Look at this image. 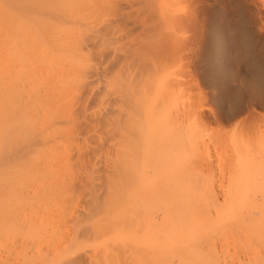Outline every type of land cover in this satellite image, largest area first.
I'll return each instance as SVG.
<instances>
[{"label":"bare ground","instance_id":"1","mask_svg":"<svg viewBox=\"0 0 264 264\" xmlns=\"http://www.w3.org/2000/svg\"><path fill=\"white\" fill-rule=\"evenodd\" d=\"M101 2H103L104 5H102V8H100L101 9L100 10L99 7L102 4ZM105 2L107 3V1H105ZM105 2H104V0L103 1H101V0H0V145L5 144L4 145L5 147L3 145L0 146V155L2 153L5 154V150L8 148L6 146L7 144L5 143L7 141L4 140V138H7L9 133H10V132L8 133L7 131H11L14 129L11 132H13L14 133L13 136L16 135V137H13L12 135H10L12 137L9 136L10 138H7L9 140L11 138H14L13 139L14 141L10 140L11 141L10 145H12L14 147V143H12V141L16 142V144H17V141L19 139L21 140V138H22L21 136H25V137H29L30 135H32V136L36 135L37 136L36 131L40 132V130H38V129L44 130V127L47 125L45 123L47 121L49 122L54 117L56 118V119L54 118L56 121H54V119H53L54 122L51 120L52 122L51 121L49 122V127L51 126L52 123H54L53 125H57L55 123L60 122L59 117H62L61 118V121H62V119H64L63 116H66L65 117L66 119H64V122H66L65 120L68 119V115L71 112L72 113L74 112V113L72 116L69 115V119H68L69 121L72 120V117H73V119L76 118L77 115H78L77 117H80V119H81L82 115L84 113H87L86 111L89 109V105L92 102L94 103V104L92 103L93 106L95 105V103H96V105H98V102L100 103L99 104V106H100L102 103L101 99L103 98L105 100V98L102 96L104 94H106L105 92L109 89L110 86H112V83L113 84L116 83L115 80H117L118 77L120 76V73L118 74L119 71L121 72V74H123L122 73L123 71H121V70H124V73H125V70H128V69H131V70H128V71H130L129 73H131V71L136 70L135 74L139 73L140 70H141L140 73L142 72V70L144 73H145V70H147V72H149L148 70H149V67L151 65L149 66L148 63H150V61L152 62V64L154 66H157V69L159 67V69L157 71H161V69H162V71L165 70V69L163 70V68L165 67V65L163 64V62H164L163 59H166L163 54H165V53L162 54V52L160 53L156 49H154V47H156L158 43L155 44V42L157 40L154 38L155 42L153 44L151 37H153L154 35L150 36V34L148 33V32L151 33V30L149 31L148 28L145 30L144 28H146L147 26L146 27L144 26L143 28H141L144 25V23H145V25L147 24L145 22L146 20L145 21L143 20L144 22H142V20H141V22H140V20L138 21L142 26H140L138 22L135 23V21H131V20L130 21L128 20L129 21L128 25H127V23H125L128 27L131 24L132 28L136 26V29H137V27L139 26L140 30L144 29L146 32L148 30L147 33H144L145 32L144 30L142 33L139 32L140 33L139 36H142V37L141 38L138 37L137 43L135 42L136 40H133V39H137L134 37L136 36V34L138 35V30L136 33V31L133 30L135 28L130 30L131 26H130V28H128V27L126 28V25H125V27L122 26V27H124L123 29L126 28V29H129L130 32L131 31L134 32L133 34H132V32L130 34V32L127 30L128 35L123 34L125 36L126 35L129 36V34L132 35V37L126 36V38H128V39H124V40H126L127 46L123 47L122 45H124V44L121 45V43L124 42V40L122 39L123 41L121 40V42H119L120 39H119V36L118 37L116 36L117 35L116 33H118L120 30L119 31L117 30L115 24L118 23L120 25L119 27L122 29L121 23L123 25L125 20H126L125 22H127V19H131V18H130V16H128L129 13L126 14L123 11H121V10H124V8H126V7L125 6L122 7V4L120 2L119 3L117 2V4H119V5H115L116 3L113 5L114 6L113 8L114 9L116 8L114 10V16H113L114 20H113V18L112 19L109 18L110 19L109 20L108 16H106L107 14L105 12L106 11L105 7H107L106 6L107 4ZM125 2H127V1H125ZM136 2L137 1L132 2V4H131V5H133L132 7L137 8V6H134V4H136ZM139 2H137L136 5H139L140 4ZM125 5H127V4H125ZM128 5L130 6V3ZM129 6L127 8H129ZM102 9H104V11ZM129 10H131V9H129ZM102 11L104 14L102 13ZM116 12H118V14ZM119 12L120 13L123 12V13H121V16L123 14L124 17L127 16L129 18H127V19L125 18V20L124 19L122 20V18H124V17L123 16L121 17L119 15L120 14ZM101 13L105 17L104 16L102 17ZM116 16L120 17V20H122V21H120L118 18H116L117 19L116 20L115 19ZM104 18H106L105 19L106 23H105V21H103ZM134 19H136V18H134ZM119 22H121V23H119ZM132 23L135 25L133 26ZM150 25H152V24H150ZM117 27H118V25H117ZM119 27H118V29H119ZM152 27H153V29L156 30V28L154 26H152ZM159 27H161V26H159ZM150 29H152V28H150ZM127 31H125V32H127ZM153 32H154V30H153ZM120 34H121L120 36L122 38L125 37V36L124 37L122 36V32ZM141 34H144V35H141ZM133 35H135V36H133ZM155 37H157V35H155ZM158 37L161 38V35ZM129 38L130 39L133 38V39L129 40ZM128 41H132L134 43V45H133L134 48H132V49L129 48L130 46L128 45L129 44ZM115 44L117 46L119 45V47H116ZM159 44H161V43H159ZM113 45H115V46L113 47ZM120 45L122 46V48H120L121 47ZM125 47H127V48H125ZM158 47H159V45H158ZM117 48H120L121 50L118 49L119 51H117ZM128 48H129V50L126 52V50ZM122 49H123V51H122ZM124 51L126 52V54L125 53L123 54ZM160 55H162V56H160ZM165 55L167 56V54H165ZM147 58H150L151 60L148 59V61H147ZM167 58H169V57H167ZM122 61L124 62L125 65L127 64L128 69L126 68V66L123 67L124 65L122 66L124 69L120 66V65H122ZM158 62H159V64H158ZM119 67H121L122 69ZM150 69H152V68L150 67ZM166 70H165V72H166ZM128 71L126 72V75L127 76L130 75L129 78L134 76L135 78L132 77L134 80L132 78L128 79V77L126 75L124 76V74H123L122 75L123 78H122V76H121V78L120 77L119 78H120V80H122V79H124V80L120 81L118 79L119 82H121L120 84L118 83V86L119 85L120 86L116 87L115 85H113L112 86L113 88L110 87V88L114 89L116 92L114 90H112V91L110 89L108 90L109 92H111L110 95H112L111 97L113 99H115V102L112 98H109L110 95H107L109 92H107V94H106L108 97L106 95H104L106 97V100H109L110 102L112 100L111 103L113 104V102H114L115 105L118 104L117 102H119V105L121 104L122 107H120L119 105L118 106L112 105L111 107H112V110L114 111L113 112L111 110V108H109L110 106L107 105L109 103V101H107L108 103L103 102L104 103L103 106H100L101 109H102V107H103V109L106 108L103 111H106L107 109L111 110L112 114L113 113L116 114L117 109H115V108L118 107L119 109H118L117 113L120 112L119 114H121V115L113 114L116 117L114 116V118H112L110 121H107L110 118L103 117L105 115L104 114L101 115L103 112H102V110H99L100 113L101 112L102 113L99 114L98 113L99 111H98L97 112L98 115H96V116H99V117L102 116V118H105V119H102L100 117L101 121H99V117L95 116L96 112L94 110V112H95V113L93 112L94 116L91 115L92 113L91 114L87 113V116H86V114L83 115L82 120L77 119V118L72 120V122L74 124V127H73L74 129L72 128V124L68 123V120L66 122L68 124V126H66L67 124L66 125L62 124V123H64L62 121V123H60V124H62L63 126L65 125V127L61 126L60 128L61 129L65 128L67 130V133H66V130L64 129L65 130L64 135L66 134L65 136L64 135L62 136L61 132H63V131H61V129L58 128V129H60L59 132L58 133L56 132L54 134V137H51V136L49 137V135H52V133H54L53 128H52L53 125H52L51 129L49 127L48 128L46 127L47 129H50V130H48V134H49V135L47 134L48 136L46 135V132H45L46 129H45L40 134L38 133L41 136L40 137L38 135L39 138H38V136H37V138L35 136L33 139H30V137L32 138V136H30L29 138H25L21 142H18L20 149H18V147H17L18 144L16 145V147L18 150H20V153H21L20 156H19V154L18 155L16 154L17 157L14 156V153L16 151L15 152L13 151L14 153L11 152L12 155L14 156V158L16 159V161H14L15 159L12 158L13 157L12 156L11 160H9L10 162H7V164H5L3 166L5 168L9 167L10 168L9 170H11V172H13L16 169L13 172L14 173L13 175L15 176V178H13L11 176V172H9L8 169H5L4 167H2L0 174H2L4 176L0 177V185H1V182H2V184L6 183L8 186L10 184L11 185L16 184L15 187H17L18 190H19V186H21L20 188L23 187L22 188L23 192L26 189L25 192H26L27 196L23 197L25 199L24 201L26 202L25 203L23 201L24 202L23 203L22 202L23 199L21 201H19L20 199H18V198L25 196L24 195L25 193L23 194V192H21V194L19 193V195H21V196L18 198L16 197L18 195L17 193L21 190H19V191L15 190V187H14V189L10 188V187H12L10 185V187L8 188V191L9 190H11L12 192L17 191L16 193H14L12 195V193L10 194L11 191L8 192V191H6L7 189L5 191L3 190V188L5 189V187L7 185L4 186L5 185L4 184L3 188L0 187V190L2 189L1 191H4L3 193L0 192V259H2L4 257L5 261H6V259L8 260L6 264H10V263H8V262L12 261V260H10V258L11 259L14 258L13 257L14 256L13 255L14 249L12 248V245L13 246L16 245V247H17L19 243L21 244V242H22V244H23L25 241V242H27V246H29L28 245L29 244L28 238H29L30 241L32 240L31 242H33V244H34V242H37L36 244L38 247L34 244V246H36V247L32 246V247H28L29 249H27V246H24V244L23 245L21 244V247H22V248L20 247L21 251H22V249H24L26 247L25 250H23L25 252L20 251V253H22L23 256L22 255H21V257L18 256V258L20 257V259H23L22 263L19 262L21 260L17 261V258L16 259L14 258L15 261L19 262V264H264V191H263V194H262V192H257V193L253 192V194H252L249 191H248V193L245 191H244V193H243V191L240 193L239 192L240 190H238L237 193H234V192L232 193L230 191L229 192L226 191L228 193L222 192V196H220L217 193H214L213 191H212L213 192L212 194L209 192H208L209 194H205L207 192H205L204 194H202L200 192L201 193L200 194V193H198L199 191H197V193L195 191H193V192L191 191V193H189L190 192L189 189L191 190V187L193 189V188H195V186H191V187L189 186L190 188L186 186L187 188L186 187L185 188L187 190L184 188V186L174 187V188H176L175 190L171 189L173 187H170V181L169 180H173V178L169 179L167 177L169 176V173L172 174L174 172V170L179 168L180 159H177L179 157L175 154V152H172L175 155H173L172 153H170L171 154L170 155L169 152H167V150H168L167 147L162 145V144H164V138H163L161 131L164 132L167 129L169 130L170 127L180 126V123L182 122V120H181V122L178 120L179 117L173 118V116H172L173 115L172 111H174L173 108L176 106L174 104H177V101H174L175 97L173 98V95H176V94H174L175 89L173 90V88L171 87L173 91H170L171 88L169 86L167 87V85H166V87L163 86V84L159 80L160 82L158 81V84L160 83V86L161 85L162 86H161V88H160V86L158 87L157 92H159L160 89H161L160 90L161 92H159V94L157 95L156 98L152 97L155 92L154 93L150 92L151 94L149 92L148 93L146 92L148 90L147 88H149V84L147 85V82L152 83V80L154 79L155 80L154 84H155L156 79L158 80L159 78H161V76H163L165 74H162V75L159 74L161 76L157 75L156 79L153 76V77H151L152 78L151 81H147V79H145L147 81L146 82L144 79H142L140 81L138 80L139 75H141V74L136 75V76H138V78H137L134 75V72H132L133 75L127 74ZM157 71H156V73H157ZM153 72H154V69H153ZM153 72L150 70L149 76H151V74H153ZM113 73H115L116 76H114L115 74H113ZM156 73L154 72V74H156ZM146 75L148 78V74H146V73L144 75L145 78H146ZM144 76L142 73L141 77L143 78ZM183 76L185 77V75H183ZM141 77L139 79H141ZM125 78L127 80H125ZM8 80L11 82H12V80H14L15 82L13 81L10 84ZM130 80H132V82ZM148 80H150V77ZM141 81L142 82L144 81L143 83L147 87L146 91L143 90V89H145V87L143 88L144 85H142V87L140 86L141 84H143V83H141ZM122 82H123L124 86H123ZM129 82H130V84H129ZM5 83L11 87L5 88ZM13 83H15L14 86H13ZM20 83H22V84L25 83V84L22 85ZM138 83H140V84H138ZM184 83H182V85ZM27 84H29V85H27ZM31 84H33V87L31 86V90L34 87H35L34 88L35 90L33 89L34 92L30 91L29 97L35 98V101L32 102L29 105L30 107L27 108V105H22L24 97L22 96L23 98H21V96L18 95L20 99H23L20 101L18 99V97L15 96L16 97L15 98L14 95H17L16 92H19V90H16V87L18 89H21V86L25 87L27 85L26 87L29 86V89H30ZM137 84L139 87L137 86ZM156 84H157V82H156ZM164 85H165V83H164ZM131 86L133 88H131ZM114 87L116 89L119 88L120 90H123V91L122 92L120 90L117 91ZM125 87H127V90H124V89H126ZM134 87L138 88V89L140 88V90H141V88H143L142 90L144 91V93L146 92L147 95H146V93L144 94L142 92V90L138 91V89H135ZM178 88H180V86ZM185 88H187V87H185ZM150 89H149V91H150ZM186 90H189V89L187 88ZM128 91H130V92H128ZM125 92H126V95H124ZM127 92H128V94H127ZM171 92H173V94ZM35 93H36V95H35ZM116 93H117V95H114ZM118 93L121 95V97ZM122 93H124V94H122ZM139 93H141V94H139ZM33 94L35 96H33ZM73 94L75 96H73ZM149 94L152 95L151 96L152 99L155 98L154 99L155 100L154 105L157 108L155 106H153V109L151 108L154 101H152L150 96L148 97ZM187 94H188V92H187ZM7 95L9 97H7ZM140 95H142V96H140ZM178 95H181V94H178ZM188 95H190V94H188ZM69 96H71V97L73 96L74 100H72L73 97L70 98ZM100 96L102 98H100ZM116 96H117V98L119 96V98H118L119 100L116 98ZM143 96H145V98H147L146 99L147 102L150 103L148 105V107L145 106L144 105L145 102L142 101V100H145V98L138 102L139 98H143ZM7 98H10L9 99L10 101H11V98H13V101L15 99L14 102L12 101L13 106L11 105V102L9 105L7 104L8 101L6 103L5 100H7ZM68 98H70L71 100L70 99L68 100ZM107 98H109V99H107ZM42 99H43V101H42ZM47 99L48 100L50 99L51 101L53 100V102L54 101H56V102L53 103L49 100L52 105L47 107L46 105H48L50 103ZM96 99H98V102ZM67 100H68V103L66 102ZM116 100H117V102H116ZM47 101L49 103H47ZM57 101L59 104L57 103ZM61 101H63L62 102L63 106L67 103L66 106H67L68 111L64 109V108H66L65 106L61 107L62 106L60 103ZM70 101L71 102L75 101V103L72 102L73 104H71V103L69 104ZM141 101L144 104H142ZM140 102H141L142 106H141V104L139 105ZM157 102H158V104H157ZM53 104L57 105L60 108L53 106ZM105 104L107 107L105 106ZM59 105H61V106H59ZM52 106L54 107V109ZM70 106L72 108L75 107L74 108L75 111H72L74 109H72ZM113 106H115V107H113ZM68 107L70 110L68 109ZM133 107H135V108H133ZM139 107H142V110H139ZM10 108L13 110H11ZM46 108L47 109L50 108L49 111H47ZM149 108L152 109L151 114H149L150 113V111L148 110ZM194 108H196V107H194ZM8 109H10V111H9V112H11L10 114H9V112L7 113ZM51 109H53L52 111H54L53 114H51L52 113ZM57 109H59V111L62 109L61 112L63 111V114L65 112V115H62V113L59 115H58V113L56 114V112H58ZM93 109H94V107L91 108V110H93ZM145 109H147L149 112L145 111L146 114L143 115L144 114L143 112ZM26 111L28 112V115H27V113H25ZM29 111H30V113H29ZM69 111H70V113H69ZM89 111H90V109H89ZM31 112H33V114H31ZM48 113L50 114V116L53 115L54 117H50L49 115H47ZM104 113H108V112L106 111ZM109 113H111V112L109 111ZM122 114H123V118L124 117L126 118V116L127 117L129 116L128 118L131 121V122H129V119L126 120L124 118L123 120H125V124L127 123V125H125V126L126 127L132 126L133 129L136 128V129L140 130L141 132L139 131L140 132L139 136H141V137L146 136L147 137V135H145L147 131L143 135L141 133H143L144 129L145 130L150 129L149 131H150V134L152 137L150 136V138H149V135H148L147 138L144 137L143 138L144 140H142L144 142V144L146 142V145L151 144L149 146L150 148H148V149H150V151H151V147L156 148V145H160L159 143L163 142L160 147L157 146V149L159 150V152L157 149L153 148L155 151L153 150L152 152H155V154H156L155 156H158L157 154L160 155V152L162 153V151L165 150V148H166L165 155L168 154L170 156V158L168 155H166V156L164 155V157H166L165 159H162V161H161L158 157L157 159H159V160H157L156 157H152V156H154V154L150 153L149 151H148L149 153L147 151H146L147 153L145 152L146 153V158H145L143 156L144 151L141 152V154L143 153L142 155L139 152V151H142V149H143V143H141L142 149H141V147H139V151L137 149V144H138V142L140 144V141H141V140L139 141L138 136H137V133H139L138 130L134 134H132L133 133L132 129L126 128L124 126L126 128V130L128 129L127 131H130L129 133H127L128 136L126 138V142L128 141L127 143L129 145L127 144V146L128 147L131 146L129 148H130V150H132L131 151L132 154L130 153V156H132V157L130 158V156H129L126 159V161H124L125 164L127 162V169L128 170L126 169L125 164H124L125 167H123V165H121L119 163H115V165H117L119 168L117 166L114 167V165H113L111 167V169L109 167V171L113 172L112 168L114 167L115 172L117 170L122 171V173L125 172V173H123L125 175H123L122 173H120V175H119V173H118L117 175H119V177L116 175L118 177L117 178V177H110V173H109V178L108 177L107 178H108V181L110 183L112 181L114 183L113 178H115L116 180H118V179L120 180L122 177V180H123V177L126 179L127 175H129L127 182H130L128 185L129 186L131 185V186H130V188H128L129 189V191H128L127 190L128 185L126 184L127 187H124L125 189L123 192L122 188H123V185H125V184L122 185L120 183L122 188L119 186V183L115 187H114V184H111V185H113V187H112L111 185L108 184L109 182L107 181V183H105V185H107L108 188H110L109 186H111L110 191H109L106 188V186L103 185L102 182H100V180L103 181V179H100L101 177H99L100 176L99 174L101 172L98 174L99 176H97V173L102 168H100V170L98 168V170H97V168L95 167L96 163H95V165L92 164L93 162H92V160H90L92 158H90L91 156H89L91 153V150H88V149L90 148V145L94 146V147L91 146L92 148H90V149H93L94 152H95V150H96V152H98V153L95 152L96 155H93L94 153L92 150V155L96 156V157L101 156L105 151L108 152V150H109L108 146L109 145L105 144L106 141H104L102 146H101V143H102L101 141H103L104 139L103 140L101 139V141L99 142L100 137L103 138L102 135H104L106 133L102 130L104 127L103 125H104L105 121H107L108 123L109 122L111 123V121H112L111 125L114 124L115 127L118 126L120 128V126L122 125L121 122H123L121 120ZM124 114L126 116H124ZM147 114L150 116H147ZM10 115H13V116H10ZM26 115H27V117H26ZM117 115H119V117H120V119L118 118V120H117V117H118ZM184 115L186 116L185 113H184ZM193 115H197V113L194 112ZM198 115H199V111H198ZM185 116L182 117L181 119L184 118V120H186ZM48 117H50V118H48ZM93 117H96V118H94V121L96 119V122H92ZM111 117H113V116H111ZM25 118L26 119L29 118V119L26 120V122H25V120H23ZM113 119L114 120L116 119L118 122L121 120V122H119V124L120 123L121 124L119 125L117 123V121H114ZM78 120H79V122H78ZM173 120H175V121H173ZM184 120H183V123H184ZM74 121H77L78 123H76ZM97 122H98V125L96 124ZM101 122H103V125H102L103 127L101 126L102 128L98 129L95 125L100 126ZM115 122L118 125H116ZM20 123H22V124H20ZM91 123H93V125L96 127V129L90 128V127H94ZM110 123H109V126H107L108 124H105V125L107 127H112V129H113L114 126H110ZM183 123H181V124H183ZM60 124H59V126H60ZM69 124H70V126H69ZM26 125H28L27 126L28 132L27 131L22 132L23 133L22 134L21 129H20L21 127H17V126H22L23 130H25V129H27ZM143 125L148 126V128L144 126V127H142V130H141V128L139 129V127H141ZM106 126H105V128H107ZM183 126H184V124H183ZM66 127H68V128L71 127L73 130L67 129ZM88 127L91 129V131H94L96 133H98V132L100 133V134L98 133L100 135L98 137L99 138L98 140H96V138L92 139L91 134H89L90 135V137H89L88 134L83 133V131L87 130ZM9 128L10 129L13 128V129L8 130ZM36 128H38V129H36ZM78 128H79V130H78ZM119 128L118 129L115 128L116 131H118ZM35 129H36V131H35ZM80 129L82 130L83 135H82V133H80V131H81ZM151 129L154 130L155 132H151L152 131ZM96 130H98V131H96ZM157 130H159L161 132V134ZM14 131H17L16 132L17 134H15ZM18 131H19V134H18ZM29 131L30 132L32 131L31 134L29 133ZM71 131H74V132L79 131L77 133L75 132L76 136L77 137L80 136L81 138H83V136H84V139L86 141L88 140L87 142L89 144L93 143L94 141H96V142L93 144H90L89 146L86 145V147L88 146L87 150H85V148H84L85 144H87L86 142H84L85 140H83V142H81V143H77V144H80V146L81 145L83 146V148L81 147L80 149H79L80 146L77 144L71 145V146L69 145L71 147V148L70 147L69 148L74 150V152H71V153L69 152L70 154H72V156H70L69 154H67V151L69 149L68 144L65 142L63 143L62 139L68 140L70 138L69 142H74L77 137H75L74 132H71ZM113 131H114V129H113ZM43 132H45V133H43ZM101 133H102V135H101ZM130 133L133 136L136 134V138L135 139H134V137L132 138L131 137L132 135H130ZM152 133H154V134H152ZM77 134H79V135H77ZM105 135H104V138H106L105 140H107V137ZM86 136H88V138H86ZM67 137H68V139H67ZM73 137L75 140H72ZM128 137H129V139H128ZM16 138H18V139H16ZM79 138H77V140H76L77 142L79 140L82 141L81 138L80 139ZM130 138L134 139L135 142L132 143L133 142L132 140H131L132 142H130L129 141ZM145 138L146 139L149 138L150 140H146ZM89 139L91 140V142L89 141ZM92 140H94V141H92ZM156 141H158V144ZM186 141L187 142L184 141L185 144L188 143L190 140H186ZM153 142H154V144H153ZM21 143L23 145H21ZM96 143H99V145L101 147L100 146L97 147ZM141 144H140V146H141ZM76 145L78 146V148ZM44 146L45 147L48 146V148H45ZM73 146H75V147L73 148ZM95 146L97 147V149L99 148L100 150L102 147H104V148H102L103 153L100 154L102 150L98 151L99 149L98 150L95 149L96 148ZM176 146H177V144H176ZM186 146H187V144H186ZM1 147L4 151L1 150ZM105 147H107V149H105ZM109 147H111V146H109ZM169 148H171V146H169ZM14 149H12V150H14ZM42 149H45V150H42ZM70 149H69V151H70ZM75 149H76V152H75ZM18 150L16 153H19ZM58 150H60L59 152L62 153L60 155V157L64 156L65 158L64 157L60 158L58 156V154H59ZM133 150L134 151L137 150V153L135 151V153L137 155L133 153L134 152ZM107 152H105L106 157L108 155ZM9 154L10 153L7 154L8 158L10 157ZM63 154H65V155L67 154V156H65ZM73 154L76 157H73ZM97 154H100V155H97ZM30 155H33V156H30ZM55 155H56V157H55ZM86 155L89 156L88 160H87ZM133 155H135L134 156L135 160L131 161L130 159L133 158ZM149 155H151V156H149ZM1 156H3V155H1ZM84 156L86 158H83ZM105 156L102 155V157H104V159L106 161L107 158ZM137 156H140V158L144 157V159H142V160L148 159V161L151 162V164L153 163V165H151L149 162H147L144 166V163H145V161H144V163L142 162L143 166H140V163H141L139 160L140 158ZM18 157H21L22 162ZM29 157H30V159H29ZM70 157H72L73 160L70 159ZM136 157H137V159H136ZM149 157H150V159H149ZM3 158H4V156L2 157V161L0 163H2V162L6 163V161H8V160H6L7 159L6 157H5L6 159L4 158L6 161H4ZM59 158L61 159V162H60ZM62 158H64L65 160L70 159L71 162H70V160L63 162L64 160H62ZM17 159L20 162V163L18 162L20 164V167H18L19 165L17 166V164H18ZM75 159H76V163L79 164V166L82 164V159H86L83 162L87 165H85L83 163V165L85 166V167L83 166V168H85V169L87 168V170H88L87 174L88 175L91 174L89 176H91L93 178L92 182L94 184H92V185L95 186L97 184L96 183L97 180H95V179H98L99 183L101 184V188H102V186H105V190H107V192H109V194L107 192L106 193L104 192V195L106 194L105 196L107 197V199L105 200V203H104L103 200L106 197L105 196H104V198L101 197L103 195V193H101V195H100V192L98 191V189H99L98 186H100V185L95 186V188H97V189H94L93 186L90 185V186H92V190L90 189L91 187H88L89 190H91V194L94 192L92 195L97 196L95 198H97L98 201L99 200L101 201V199L103 198V200L101 202V205H103V207L100 205L102 207L101 209H98V207L100 208L99 205H98L97 209H95L96 204H95V202L93 203L94 198H92L91 195L90 196L87 195V194H90V191H88V188L86 187L88 185L85 184L86 182L84 183L83 179L85 181L88 179V182H89V180H92V179H89L91 177H89L88 175H84V174H86L85 172L87 170H84L81 167L82 166L81 165L80 168L84 170V173H83L84 177H83V175L81 173L83 170H80L79 166L76 165V163L74 162ZM98 159L101 160L100 157H98ZM166 159L168 160V162ZM169 159H170V161H169ZM25 160H26V162H25ZM55 160H57L59 163ZM137 160H138L139 164H138V162L136 163ZM178 160H179V162H178ZM12 161H14L15 164H13ZM27 161H29V163H31L30 168H32V170L29 169V167H26V165H29ZM88 161H90L91 163L88 164L87 163ZM171 161L172 162L174 161V162L171 163ZM51 162L53 163V165L58 164V166H59V164L60 165H62L63 163L64 164L62 166H60L61 169L58 166H57L58 168H53L56 165L53 166L51 164ZM54 162H56V163H54ZM107 162L108 161L104 162V163H106V164H104L106 169L108 168V167H106ZM131 162H133V164ZM8 163H10V164L12 163L11 165L14 166L13 167L14 169L12 167H10L11 165L8 166L9 165ZM21 163H22L23 167L21 166ZM128 163L130 164L129 167H128V165H129ZM69 164L71 165V168H70ZM72 164H73L74 168H75V166L76 167L78 166V167L75 168V170H73L74 168L72 167ZM157 164H158V166H157ZM209 164L212 165V162L210 163V160H209ZM88 165H90V167L92 168L91 169L92 171L96 168L94 170L96 172V174L94 171L93 172L90 171V173H89L90 169H88V168H90V167ZM104 165H103V170L105 173ZM134 165L136 166V169L133 171L132 170L133 168H130V167H135ZM154 165H156L157 168ZM160 165H163V166H160ZM177 166H178V168H177ZM21 167L23 169H20ZM24 167L27 168L26 171H25ZM66 167H68L69 170L71 169L73 171L72 173H74V171H76L75 172L76 175L78 174L79 176L77 175L78 176L77 177L75 175V173L74 174H67V172L71 173V170L70 171L67 170ZM116 167H117V169H116ZM0 169H1V165H0ZM17 169L21 170V171H17ZM129 169L131 171V174H129L130 173ZM22 170H24V171H22ZM54 170H56V171H54ZM61 170H62V172H60ZM123 170H125V171H123ZM154 170L158 171V173L155 172ZM179 170L180 169H178L176 171L178 172ZM28 171L29 172L31 171V172L29 173ZM77 171L78 172L80 171V172L77 173ZM152 171L155 172L156 175L154 174V172L152 173V175L155 176L156 179L155 178L153 179V177L151 178V176H150L151 174H149V173H151ZM6 172H8V174H6ZM20 172H23L25 175H23V173H20ZM65 172H66L67 176L69 175L68 176L69 179H67ZM126 172H127V174H126ZM161 172H163V173H161ZM114 173H112V174L115 176L116 173L115 174ZM164 173H167V174H165L166 176L164 175ZM15 174L16 175L18 174L20 176V179H19L18 175L16 176ZM148 174L150 176L149 178L147 177ZM158 174L160 175V178H159ZM161 174H162V176L164 175L165 177L163 176V178H162ZM177 174L179 175V173H177ZM2 175H0V176H2ZM58 175L63 176V178L62 177L55 178ZM71 175H72V178H71ZM80 175H82V176H80ZM93 175H95V177ZM101 175H103V174H101ZM107 175L108 174H106L105 176H107ZM113 175H111V176H113ZM24 176L25 177L27 176V179ZM87 176L89 178H87ZM79 177L81 179V180H79V182L83 181L81 183H83V185L85 184L86 186L82 187L83 185H80L78 183L77 179ZM5 178L6 179L9 178V180H11L13 178L12 180H14V181L11 180L10 182H8V181H5L6 180ZM23 178H24V180H28L27 185H25L26 183H24L25 182L24 180H21ZM28 178H30V179H28ZM49 178L50 179L52 178V179L49 180ZM54 178H55V182H53ZM107 178H104V180L105 179L107 180ZM111 178L113 179L112 181L110 180ZM147 178L149 179V181L151 179H153L154 181L151 180L152 182L150 181V183L147 184L148 183ZM157 178H159V179H157ZM15 179L17 180V182L15 181ZM61 179L63 181L60 182ZM161 179H162V182L165 179L166 182H168V183L167 184L165 183V185L162 186L160 184L161 182H159V181H161ZM18 180L19 181L21 180L23 185ZM68 180L71 183H68L69 182ZM74 180L75 181L77 180V181L75 182ZM133 180H136V182H138V183H136V187L137 188L139 187L138 189H140L142 187L143 190L145 189V191H147V188H148V190H152V191L151 192L148 191V193L147 192L145 193V191H142V192L138 191L137 192V190H135L133 188V186L135 185L134 182H131ZM156 180H159L157 182H159V184L161 186L158 184H156V185L154 184V183H156ZM3 181H5V182L3 183ZM72 181L75 184L76 183L77 184L74 185L72 183ZM12 182H14V184H12ZM49 182H51L52 185L54 183L52 189H53V191H55V193H54L55 195L51 194L52 191L49 192V190H52L51 188H48V187L52 186V185H50L51 183H49ZM56 182H57V184H55ZM63 182H65L64 186H62L64 184ZM60 183H62V184H60ZM17 184L18 185L20 184V185L18 186ZM58 184H59V186H58ZM143 184L144 185L147 184V185H145L143 187ZM72 185L74 186V187H72V188H74V191H73V189H69V187ZM151 185L153 187L155 185L154 189L155 188L156 189L154 191H153V187ZM171 185L173 186L172 183H171ZM65 186L67 188L64 189L63 187H65ZM157 186H159V187H157ZM166 186L170 187L169 188L170 192L167 191L168 188ZM55 187L58 188L59 191H61V190L62 191L59 192L56 189L58 191L56 193ZM75 187L77 190L80 187H82L83 190L85 189V191L87 190L88 193L86 192V196L91 197V200L89 198L86 199L87 200V203H86V201H84L86 196L83 195V198L79 197L80 195L76 194L77 190L75 189ZM149 187L151 189H149ZM197 187L194 190L200 188L199 186H197ZM82 188H80L81 190L79 189L78 191H82ZM115 188H117V190ZM120 188H121V190H119ZM179 188L181 190L184 188L183 189L184 191L179 190L180 192H183V193H180V192L177 193ZM233 188H234V186H233ZM238 188H236V190ZM68 189L72 190V192L73 193L75 192V193L71 194V196H69L70 195L69 193L71 191H69ZM132 189L135 190L136 192H132ZM165 189H167L166 190L167 192H165ZM170 189L172 190V192ZM64 190L69 191V193H67L68 195L66 194V192ZM101 190H103V189H101ZM96 191H98V192H96ZM187 191H189V192H187ZM82 192H81V194H84V191H82ZM95 192L97 195L95 194ZM107 194H108V196H107ZM11 199H13V200H11ZM89 200L92 201V205L94 204V206H91V205L88 206L87 205L90 202ZM98 201L96 203L100 204V203H98ZM18 202L21 204H19ZM10 204H11V206H9ZM16 204H18V205H16ZM89 204H91V203H89ZM12 205H13V207L15 206V208H14L15 211H13ZM20 205H21V208H22V206H24V210L22 209L23 212L18 208V206L20 207ZM10 207H12V208L9 209ZM89 207H90V209H89ZM91 207H93L94 209H92ZM19 210L22 213H18V212H20ZM14 212H16V214H14ZM19 215H20V217H19ZM13 216H15L14 218L18 221H16L13 218ZM16 216H18L19 218ZM80 216H82V217L84 216L85 218L83 217L84 219H82V217H80ZM12 218L16 221L15 223H14V220ZM20 219L24 221V223H23V221H22V223L29 230H27L25 228L27 230V231H25L27 234L25 235V233H24L23 234L24 236H22L24 239H26V236H27L28 241L23 239L24 241L21 240V242L18 243L17 241H20L19 239H21V237H18V236H20L22 234L23 230L22 231L17 230L16 233L14 231L18 227H19V229L24 228L23 224H22L21 228H20V226H17V224L19 225ZM84 220H86V221H84ZM14 226H17V227H14ZM13 229H15V230L13 231ZM28 231H29V233H28ZM18 232H19V234H18ZM12 233H14V235L17 234V236H14ZM29 234H30V236H29ZM10 236H12L11 238H15V241L18 244L17 243L15 244L13 242L15 245L13 243L11 245V242H9L10 240H12L9 238ZM46 238H47V241L45 240ZM40 239H42V241L46 242V243L44 242L45 245H43L44 243L41 244ZM60 239H61V242H59ZM38 240H39L40 244L38 243ZM13 241H14V239H13ZM7 245H9V246H7ZM25 245H26V243H25ZM31 245H32V243H31ZM41 245L44 247H42ZM72 246H74V247H72ZM7 247L10 248L11 251L8 250L9 248L7 249L10 253L13 251L11 254L9 252H6ZM60 247L62 248L61 250H59ZM87 247H91V250H89V249L85 250V248H87ZM18 248L19 247L15 248V251ZM73 248H74V250L72 251L71 249H73ZM5 252L11 256H8V258H7ZM16 252L18 253V251H16ZM77 252H78V254H77ZM15 256H16V254H15ZM4 259L0 260V263L4 264L5 263V262H3ZM17 262H15V263H17ZM12 263L14 264V262H12Z\"/></svg>","mask_w":264,"mask_h":264},{"label":"rangeland","instance_id":"2","mask_svg":"<svg viewBox=\"0 0 264 264\" xmlns=\"http://www.w3.org/2000/svg\"><path fill=\"white\" fill-rule=\"evenodd\" d=\"M101 1H103V0H101ZM105 1H107V3L105 2ZM125 1H127V2H125ZM129 0H104V2L107 4H105L107 7H105V9H106V16H108V19L109 18H113V16H114V10L116 9H114L113 7V5L115 4V5H119V4H117V2L119 3H121L122 4V7H126V8H124V10H121V11H123L124 13H126V14H128V16H130V18L131 19H127V18H129V17H127V16H125L124 17V15L122 14V16L124 17V18H122V20L124 19L125 20V18L127 19V22H125L124 21V24L122 25V23L121 22H119V23H121V27L122 26H124L125 27V23H127V25L129 24L128 22L131 20V21H135V23H137L139 20H140V22H141V20H142V22H144L145 20V22L147 23L146 25H145V23H144V25L142 26L139 22V25L140 26H142L141 28H143L144 26L146 27V28H144L145 30L148 28V30L150 31L151 30V33L150 32H148V30H147V32L150 34V36L152 35H154L153 37H151V39H152V41H153V44H154V42H155V39L158 41H156L155 42V44H157V48L156 47H154V49H156L158 52H162V54L163 53H165V54H167V56L165 55V54H163L164 56H165V58L166 59H163L164 60V62H163V64L165 65V67L163 68V70L165 69H167L166 70V72H165V70L164 71H162V69H161V71H157L158 69H159V67H158V69H157V66H154L153 64H152V62L150 61L151 59L150 58H147V61H148V59H150L149 61H150V63H148L149 64V66L152 68V69H150V67H149V72H147V70H145V73L146 74H148V78H147V75H146V78H145V73L143 72V70H142V72L140 73V71H139V73H137V74H135V71L136 70H134L133 68V70L134 71H131V73H129L130 71H128V70H131V69H128L127 67V64L125 65L124 64V60L122 61V65H120L121 67L123 66V67H125L126 66V68L128 69V70H125V73H124V70H121L122 68L121 67H119V68H121L120 70L121 71H123L122 73L124 74V76L126 75V72L128 71V73L127 74H132L133 75V73L132 72H134V75L136 76V75H138V74H141L142 75V73H143V78L141 77V75H139V78L141 77V79H139L138 78V76H136L137 78H138V80L140 81V80H142V79H147V81H151V77H155V79L157 78V75L158 76H161L162 74H165V75H163V76H161V78H159L158 80L156 79V82H157V84H156V82H155V84H154V79L152 80V83L151 82H147L146 80V82H147V85L149 84V88H147L146 87V85H144V81L142 82L141 81V83H143V84H141L140 86L142 87V85H144L143 86V88L145 87V89H143V88H141V90L143 89L144 91H146L147 89V93L149 92H151V93H154L153 94V96L152 95H148V97L150 96H152V97H157V95L159 94V92H161L160 90H159V92H157L158 90V87L160 86V83L158 84V81L160 80L161 81V83L163 84V86H165L166 87V85H167V87L169 86L170 88L172 87L173 88V90H174V94H176V95H173V98L175 97V99H174V101H177V104H174V105H176L173 109H174V111H172V116H173V118H175V117H179L178 118V120L181 122V120H182V122L181 123H183V120H184V118L183 119H181L182 117H184L185 115H184V113L186 114V120H184V126H183V124H181L180 122V126H177L176 124V126L177 127H170L169 128V130L167 129V130H165L164 132L163 131H161L162 132V135H163V138H164V144H162V143H159L160 145H156V148L155 147H153L154 149H157V146L158 147H160L161 146V144L162 145H164L165 147H167V149L169 150H167V152H169V154L170 153H172V152H175V154L179 157V158H177V159H180V166H179V168H178V166H177V168L178 169H180L178 172L176 171V170H178V169H176V170H174V172L176 173H169V176L167 177V178H169V179H171V178H173V180H169L170 181V187H173V188H171V189H176V188H174V187H178V186H180V187H182V186H184V188L187 186V187H191V186H195V188L197 187V186H199L200 188L199 189H196V190H194L195 188H193L192 189V187H191V190L189 189V191H187V192H189V193H191V191L193 192V191H195L196 193H197V191H199L198 193H202V194H204L205 192H207V193H205V194H209V193H217L218 195H220V196H222V192L224 193H228L229 191L230 192H234V193H237L238 192V190H240L239 192L241 193L242 191H243V193H244V191L245 192H247L248 193V191L250 192V193H252L253 194V192H262V194H263V191H264V0H130L129 2H128ZM135 1H137V2H139L138 4L139 5H136L137 4V2H136V4H134V6H137V8H134V7H132L133 5H131L132 4V2H135ZM114 2V3H113ZM102 4H101V6L99 7V9L100 8H102V5H104L103 4V2H101ZM130 3V6L128 5ZM120 4V5H121ZM125 4H127V5H125ZM100 5V4H99ZM149 5V6H148ZM129 6V8H127ZM139 6V7H138ZM121 7V6H120ZM131 7V8H130ZM133 8V9H132ZM123 9V8H122ZM129 9H131V10H129ZM101 10V9H100ZM103 11H104V9H102ZM126 10V11H125ZM103 11H102V13H103ZM123 12H121V13H123ZM101 13V15H102V17L104 16L103 14ZM117 14H118V12H116ZM115 13V14H116ZM120 13V12H119ZM121 13L119 14L120 16H121ZM118 15V16H119ZM121 16V17H122ZM101 17V18H102ZM105 17V16H104ZM100 18V19H101ZM107 18V17H106ZM106 18H104V20L103 21H105V23H106ZM116 18H118L119 20H120V17H115V19ZM134 18H136V19H134ZM107 19V20H108ZM133 19V20H132ZM138 19V20H137ZM110 20V19H109ZM108 20V21H109ZM113 20H114V18H113ZM117 20V19H116ZM118 20V21H119ZM122 20H120V21H122ZM129 20V21H128ZM144 20V21H143ZM148 21V22H147ZM117 22V21H116ZM134 23V22H133ZM132 23V24H133ZM152 24V25H150V24ZM157 23V24H156ZM143 24V23H142ZM149 24V25H148ZM117 25H118V27L120 26L118 23H116L115 24V26H116V28H117V30L119 31H121L122 32V36L124 37L125 35H123V34H127L128 33V31H129V29H126L128 26L126 25V28L125 29H123L124 27H122V29L119 27V29H118V27H117ZM135 24H133V26H134ZM130 26H131V28H130ZM138 26V25H137ZM152 26H154L155 28H156V30L155 29H153V27ZM159 26H161V27H159ZM152 28L153 30H154V32H153V30L152 29H150V28ZM128 28H130V30L131 29H133V28H135V29H133L134 31H136V33H137V30H138V35L136 34V36L135 35H133V36H135L134 38H137V39H133V40H136L135 42L137 43L138 41V37L139 38H141L142 36H139L140 35V33H142L143 32V30H140L139 28V26L137 27V29H136V26L135 27H133L132 28V25L130 24L129 25V27ZM161 29V30H160ZM128 30V31H127ZM140 30V31H139ZM144 30V31H145ZM117 31V32H118ZM119 31V32H120ZM125 31H127V32H125ZM160 31V32H159ZM118 32V33H119ZM120 32V33H121ZM130 32V31H129ZM132 32V34L134 33L133 31H131ZM131 32H130V34H131ZM140 32V33H139ZM146 31L144 32V33H147ZM118 33H116L117 35V37L119 36V42H121V40L123 39H128V38H126V36L128 35H126L124 38H122L120 35V33L118 34ZM153 33V34H152ZM129 34V36H127V37H132V35H130ZM141 35H144V34H141ZM155 35H157V37H155ZM161 35V38L160 37H158V36H160ZM121 37V38H120ZM155 38V39H154ZM132 39H130L129 38V40H132ZM164 39V40H163ZM122 40V41H123ZM163 40V41H162ZM161 41V42H160ZM116 42V41H115ZM114 42V43H115ZM113 43V44H114ZM117 43V42H116ZM128 45L130 46L129 48H134V43L132 42V41H128ZM159 43H161V44H159ZM167 43V44H166ZM119 44V43H118ZM122 44H124V45H122ZM116 45V44H115ZM115 45H113V47L115 46ZM121 45L124 47V46H127L126 45V40H124V42H122L121 43ZM120 45V46H121ZM136 45V44H135ZM158 45H159V47H158ZM112 46V45H111ZM122 46L120 47V48H122ZM116 47H119V45L117 46L116 45ZM120 48H117V51H119V50H121ZM125 48H127V47H125ZM129 48L126 50V52L129 50ZM119 49V50H118ZM173 50V51H172ZM122 51H123V49H122ZM121 51V52H122ZM169 53H168V52ZM171 51V52H170ZM126 52L124 51L123 52V54L125 53L126 54ZM176 54V55H175ZM160 56H162V55H160ZM167 57H169V58H167ZM175 57V58H174ZM173 60V61H172ZM159 61V60H158ZM167 63H166V62ZM171 63V64H170ZM158 64H159V62H158ZM162 64V63H161ZM156 68V69H155ZM118 69V68H117ZM116 69V70H117ZM124 69V68H123ZM153 69H154V72L156 73V71H157V73L156 74H154V72H153ZM115 70V71H116ZM119 70V69H118ZM150 70L153 72V74H151V76H149V74H150ZM138 72V71H137ZM160 72V73H159ZM165 72V73H164ZM117 73V72H116ZM120 73V78H121V76L123 75V74H121V72L119 71L118 72V74ZM113 74H115V73H113ZM159 74H161V75H159ZM131 75V76H132ZM183 75H185V77L183 76ZM113 76V75H112ZM114 76H116V74L114 75ZM127 76V75H126ZM129 76L130 75H128L127 77H128V79H131L132 77H134V76H132L131 78H129ZM118 77V76H117ZM118 77V79L120 80V78ZM149 77H150V80H148L149 79ZM122 78H123V76H122ZM135 78V77H134ZM9 79V78H8ZM117 79V80H118ZM133 79V78H132ZM117 80H115L116 81V83L115 84H113L112 83V86L113 85H115L116 87H119L118 86V83L120 84L121 82H119V80L117 81ZM124 79H122V80H120V81H123ZM125 80H127L126 78H125ZM134 80V79H133ZM9 81V80H8ZM14 80H12V82H13ZM131 82H132V80H130ZM138 81V82H139ZM159 81V82H160ZM183 81V82H182ZM11 81H9V83L11 84L12 83ZM15 82V81H14ZM126 82V81H125ZM128 82V81H127ZM145 82V83H146ZM185 82V83H184ZM8 83V82H7ZM8 83V84H9ZM134 83V82H133ZM164 83H165V85H164ZM182 83H184L183 85H182ZM8 84H6L5 83V88H8V87H11V86H8ZM20 84H22V83H20ZM23 84H25V83H23ZM22 84V85H23ZM111 84V83H110ZM122 84H123V82H122ZM121 84V85H122ZM126 84V83H125ZM129 84H130V82H129ZM132 84V83H131ZM135 84V83H134ZM138 84H140V83H138ZM138 84H137V86H138ZM178 84V85H177ZM15 85V83H13V86ZM27 85H29V84H27ZM26 85V86H27ZM136 85V84H135ZM156 85V86H155ZM183 87H182V86ZM22 87L21 86V89H18L17 87H16V90H19V92H16V94L17 95H14V97L16 96V97H18V99L21 101V100H23V99H20L19 98V96L18 95H20L21 96V98H23L24 97V100H23V102H22V105H27V108L28 107H30L29 105L32 103V102H34L35 101V98H33V97H29V95H30V91H32V92H34V90L32 89L31 90V86L33 87V84H31L30 85V89H29V86L28 87ZM110 86V85H109ZM112 86H110V87H112ZM123 86H124V84H123ZM122 86V87H123ZM126 86V85H125ZM128 86V85H127ZM130 86V85H129ZM133 86V85H132ZM131 86V88H133ZM162 86V85H161ZM161 86H160V88H161ZM180 86V88H178ZM109 87V89L112 91V90H114V89H112V88H110ZM121 87V88H122ZM136 87V86H135ZM134 87V88H135ZM139 87V86H138ZM155 89H154V88ZM185 87H187L189 90H186L187 88H185ZM20 88V87H19ZM115 88V87H114ZM124 88V87H123ZM126 89H124V90H127V87H125ZM147 88V89H146ZM151 88V89H150ZM172 88H171V90L170 91H173L172 90ZM108 89V88H107ZM108 89V90H109ZM116 89V88H115ZM135 89H138V88H135ZM149 89H150V91H149ZM165 89V88H164ZM180 89V90H179ZM182 89V90H181ZM106 91L105 93L107 94V92H109V91ZM117 91H119L120 89L119 88H117L116 89ZM140 90V88L138 89V91ZM140 90V91H141ZM142 90V92L144 93V91ZM179 90V91H178ZM25 91V92H24ZM115 91V90H114ZM113 91V92H114ZM121 92L123 91V90H120ZM163 91V90H162ZM116 92V91H115ZM114 92V93H115ZM128 92H130V91H128ZM128 92H127V94H128ZM145 92V93H146ZM176 92V93H175ZM187 92H188V94H190V95H188L187 94ZM190 92V93H189ZM199 92V93H198ZM40 93V92H39ZM110 93L111 92H109L107 95H110ZM142 93V94H143ZM144 93V94H145ZM147 93H146V95H147ZM172 94H173V92H171ZM104 94V93H103ZM106 94H104V95H106ZM119 94V93H118ZM122 94H124V93H122ZM139 94H141V93H139ZM143 94V95H144ZM178 94H181V95H178ZM35 95H36V93H35ZM34 94H33V96H35ZM102 96V97H104L105 98V100H106V97L105 96ZM106 95V96H107ZM114 95H117V93L116 94H114ZM120 95V94H119ZM124 95H126V92H125V94ZM155 95V96H154ZM198 95V96H197ZM23 96V97H22ZM73 96H75L74 94H73ZM72 96V97H73ZM112 95H110V97L109 98H112L111 97ZM140 96H142V95H140ZM202 96V97H201ZM7 97H9L8 95H7ZM13 97V98H14ZM15 97V98H16ZM70 98H72L71 96H69ZM101 96H100V98H102ZM108 97V96H107ZM120 97H121V95H120ZM152 97H151V99H152ZM200 97V98H199ZM6 98V97H5ZM13 98H11V101L9 100L10 98H7V100H5L6 101V103H7V101H8V105L10 104V102H11V105H12V101H13ZM70 98H68V100L70 99ZM99 98V99H100ZM109 98H107V99H109ZM116 98H117V96H116ZM118 98H119V96H118ZM117 98V99H118ZM145 98V96H143V98H139V100H138V102L140 101V100H142V99H144ZM154 98V99H155ZM178 98V99H177ZM41 99V98H40ZM113 99V98H112ZM147 98H145V100H142V101H144L145 102V104L142 102V104H144L145 106H147L148 107V105L150 104V103H148L147 102V100H146ZM150 99V100H151ZM154 99H152V101H154V103H153V105H152V109H153V106H155L154 104H155V100ZM48 100V99H47ZM50 100V99H49ZM48 100V101H49ZM68 100L66 101L67 103H68ZM71 100V99H70ZM72 100H74V97H73V99ZM97 100V102H98V99H96ZM103 98L101 99V105L100 106H103V104L104 103H108L107 101H109V100H106L105 101ZM111 100V99H110ZM114 100V102H115V99H113ZM119 100V99H118ZM14 101H15V99H14ZM13 101V102H14ZM42 101H43V99H42ZM47 101V103H49ZM95 101V100H94ZM100 101V100H99ZM151 101V102H152ZM46 102V101H45ZM44 102V103H45ZM51 102H53V100L51 101ZM51 102L48 104V105H46L47 107L48 106H50V105H52L51 104ZM56 101H54L53 103H55ZM62 102L63 101H61L60 103H61V105H59V106H61V107H66V108H64L65 110H67V103L63 106V104H62ZM73 102V101H72ZM71 101L69 102V104L71 103V104H73V103H75V101L72 103ZM96 102V101H95ZM104 102V103H103ZM111 102H112V100H111ZM110 101H109V103L107 104V105H109L110 107L109 108H111V110H112V105H115L114 104V102H113V104L111 103ZM116 102H117V100H116ZM141 102L139 103V105L141 104ZM150 102V101H149ZM57 103H58V101H57ZM93 103V102H92ZM92 103L89 105V109H90V111H89V109L86 111L87 113H89V114H91L92 116H94V113H95V116L96 115H98L97 114V112L99 111V110H102V114L100 113V111L98 112L99 114H101V115H105V116H103V117H105V118H110V119H108L107 121H110L112 118H114V116L116 115V114H119V113H117L118 112V107H116L115 109H117V112H116V114L115 113H113V114H115V115H113L112 114V111L111 110H109V109H107L106 111L108 112V113H104V112H106V111H103V110H105V109H103V107H102V109H101V107L99 106V102H98V105H96V103H95V105L93 106L92 105ZM118 104H116L115 106H118L119 105V102H117ZM59 104V103H58ZM94 104V103H93ZM142 104H141V106H142ZM157 104H158V102H157ZM156 104V105H157ZM75 105V104H74ZM135 105V104H134ZM137 105V104H136ZM173 105V106H174ZM13 106V105H12ZM11 106V107H12ZM53 106H55V107H58L57 105H54L53 104ZM52 106V107H53ZM72 106V105H71ZM70 106V107H71ZM105 106H106V104H105ZM104 106V107H105ZM115 106H113V107H115ZM120 107H122V105L120 104L119 105ZM10 107V106H9ZM8 107V108H9ZM93 108L94 107V109L93 110H91V108ZM107 107V106H106ZM137 107V106H136ZM144 107V106H143ZM156 107V106H155ZM190 107V108H189ZM194 107H196V108H194ZM13 108V107H12ZM51 108V107H50ZM49 108V109H50ZM58 108H60V107H58ZM72 108V107H71ZM75 108V107H74ZM74 108H72V109H74ZM100 108V109H99ZM125 108V107H124ZM133 108H135V107H133ZM151 108H149L148 110L150 111V113L149 114H151V112H152V109ZM157 108V107H156ZM155 108V109H156ZM11 109V108H10ZM10 109H8L7 110V113L10 111ZM31 109V108H30ZM29 109V110H30ZM47 109V108H46ZM49 109H47V111H49ZM53 109H54V107H53ZM53 109H51V111L53 110ZM56 109V108H55ZM63 109V110H64ZM68 109H69V107H68ZM71 109V110H72ZM151 109V110H150ZM195 109V110H194ZM198 109V110H197ZM11 110H13V109H11ZM62 110V109H61ZM61 110L59 111V109H57V111L58 112H56V114L58 113V115L59 114H61L62 113V115H65V112H64V114H63V111L61 112ZM70 110V109H69ZM94 110H95V112H94ZM97 110V111H96ZM111 112V113H109V111ZM139 110H142V107H139ZM147 109H145L144 110V114L143 115H145L146 113H145V111H147V112H149ZM192 110V111H191ZM28 111V110H27ZM25 112V113H27V115H28V112ZM32 111V110H31ZM68 111V110H67ZM72 111H75V109L74 110H72ZM121 111V110H120ZM184 111V112H183ZM197 111V112H196ZM198 111H199V115H198ZM94 112V113H93ZM114 112V111H113ZM127 112V111H126ZM134 112V111H133ZM141 112V111H140ZM189 112V113H188ZM194 112L195 113H197V115H193L194 114ZM11 112H9V114H10ZM29 113H30V111H29ZM54 113V111H52V113L51 114H53ZM69 113H70V111H69ZM68 113V114H69ZM74 113V112H73ZM73 113L71 112L69 115H73ZM87 113H84V114H86V116H87ZM158 113V112H157ZM31 114H33V112H31ZM55 114V115H56ZM67 114V113H66ZM77 114V113H76ZM75 114V115H76ZM83 114V115H84ZM112 114V115H111ZM142 114V113H141ZM14 115V114H13ZM13 115H10V116H13ZM27 115H26V117H27ZM47 115H49L50 116V114L48 113ZM57 115V116H58ZM69 115H68V119H69ZM83 115H82V118L80 119V117H77L76 116V118L77 119H80V120H82L83 119ZM90 115V116H91ZM109 115V116H108ZM119 115H121V114H119ZM119 115H117L118 117H117V120H118V118L120 119V117H119ZM184 115V116H183ZM89 116V117H90ZM91 116V117H92ZM111 116H113V117H111ZM124 116H126L125 114H124ZM142 116V115H141ZM147 116H150V115H148L147 114ZM50 117H54L53 115H51ZM50 117H48V118H50ZM64 117V119H66L65 117L66 116H63ZM85 117V116H84ZM96 117H99V116H96ZM96 117H93V121L92 122H96V119H95V121H94V118H96ZM101 118H102V116H100ZM100 117H99V121H101V119H100ZM116 117V116H115ZM129 117V116H128ZM127 116H126V120H128L129 118H128ZM55 118V117H54ZM53 118V119H54ZM60 118V122L59 123H55V124H57L58 126H59V124L60 123H62V121L64 122V119H62V121H61V118L62 117H59ZM58 118V119H59ZM76 118H74V119H76ZM105 118H102V119H105ZM121 120L123 121V122H121V120L119 121V122H121L122 123V125L120 126V128L117 126V127H115L114 126V124H112L111 125V123H112V121H111V123H110V126H114L113 127V129H114V131H113V129H112V127H107V126H109V123L107 122V121H105V123H104V125H103V122H101L100 124V126H97L98 125V122L96 123L97 125H95L98 129H101L103 126V131L104 132H106L104 135L107 137V140H105L106 138H104V135H102V133H101V135L103 136V138L102 137H100V139L98 138L100 135V133L98 134V133H96V132H94V131H91V129L92 128H95L96 129V127L93 125V123H91L94 127H88L87 128V130H85V131H83V133L85 134H91V138L92 139H95L96 138V140H98L99 139V142L101 141V139L103 140V141H101L102 143H101V146H102V144L104 143V141H106V143L105 144H108L109 146H111V147H109L108 146V148H109V150H108V152L107 151H105V152H107L108 153V155H107V157L105 156L106 155V153L104 152L103 153V149L102 148H104V147H102L101 148V150L99 149H97V147H99L100 145H99V143H96L97 145V147L95 148V149H97L98 151H101V153L100 154H102V155H104L107 159H106V161H108L107 162V165H106V167H108L107 169L105 168V165L104 164H106V163H104V162H106L105 161V159H104V157H102V155L101 156H93V155H96V153H98V152H96V150H95V152H94V150L93 149H90V148H92V147H94V146H92V145H90V144H93V143H95L96 141H94V140H92V141H94L93 143H88L85 139H84V136H83V138H81L80 136V138H81V140L82 141H76L77 140V138H79V137H77L76 136V134H75V132L74 131H71V132H74V135H75V137H77L76 138V140L74 139V137L72 138V140H75L74 142H69V139H68V137H67V139L68 140H65V139H62L63 140V143L65 142V143H67L68 144V148L71 146V145H75V144H77V143H81V142H83V140H85L84 142H86L87 144H85V150H87V148H88V146L90 145V148L88 149V150H91V153H90V155L89 156H91L90 158H92V159H90V160H92V164H94L95 165V163H96V165H95V167L97 168V170H98V168H99V170H100V168H102L100 171H98V173H97V176H99V177H101L100 179H103V181L102 180H100V182H102L103 183V185H105V183H107V181H108V178H109V173H110V177H119V175H120V173H122V171H114V167L115 166H117V165H115V163H119V164H121V165H123V167H125V165H126V169H127V162H126V164H125V162L124 161H126V159L130 156V153H131V151L132 150H130V148L129 147H131V146H127V142H126V138H127V133H129L130 131H127L126 130V128H130V129H132V134H134L138 129H136V128H132V126H125V125H127V123L125 124V120H123L124 118H123V114H122V116H121ZM142 118V117H141ZM29 118H25V119H23V120H25V122H26V120H28ZM53 119H51L52 121H53ZM56 119V118H55ZM54 119V121H56ZM67 119V120H68ZM73 119V117H72V120H74ZM98 119V118H97ZM188 119V120H187ZM50 120V119H49ZM50 120V121H51ZM67 120H65L66 122H67ZM72 120L71 121H69L68 120V123H71L72 124V128L74 127V124H73V122H72ZM92 120V119H91ZM114 120V119H113ZM116 119L114 120V121H117ZM49 121V122H50ZM51 121V122H52ZM53 121V122H54ZM173 121H175V120H173ZM48 122V121H47ZM45 123V124H47L45 127H44V130H45V132H46V135L48 134V130H50L51 129V126L54 124V123H52L51 124V126L49 127V122L48 123ZM66 122H64V123H62V124H67ZM74 122H76V123H78L79 122V120H78V122L77 121H74ZM107 122V123H106ZM119 122L117 121V123L119 124ZM129 122H131L130 121V119H129ZM128 122V123H129ZM177 122V121H176ZM116 123V122H115ZM116 123V125H118ZM120 123V124H121ZM20 124H22V123H20ZM25 124V123H24ZM62 124H60V126L58 127L57 125H53L52 126V128H53V131H54V133H52V135H49V137L51 136V137H54V134L57 132H59V130L61 129L60 127L62 126V127H65V125L63 126ZM95 124V123H94ZM105 124H108L107 126L105 125ZM119 124V125H120ZM130 124V123H129ZM128 124V125H129ZM103 125V126H102ZM172 125V124H171ZM182 125V126H181ZM23 126V125H22ZM22 126H17V127H21L20 129H21V133L22 132H28V125H26V128L27 129H25V130H23V127ZM66 126H68V124L66 125ZM69 126H70V124H69ZM102 126V127H101ZM105 126L107 127V128H105ZM126 128H125V127ZM145 125H143V126H141V127H139V129L141 128V130H142V127H144ZM12 127V126H11ZM30 127V126H29ZM49 127L50 129H47V128ZM100 127V128H99ZM122 127V128H121ZM145 127H147L148 128V126H145ZM58 128H60V129H58ZM67 129H72L71 127H66ZM118 129L119 128V130L118 131H116V129ZM146 128V129H147ZM163 128V127H162ZM11 129H13V128H11ZM10 128L8 129V130H11ZM30 129V128H29ZM36 129H38V128H36ZM36 129H35V131H36ZM63 129V130H62ZM61 129V131H63V132H61L62 133V136L64 135V131L66 130L65 128H62ZM65 129V130H64ZM74 129V128H73ZM72 129V130H73ZM90 129V130H89ZM129 129V130H130ZM136 129V130H135ZM157 129V128H156ZM160 129V128H159ZM14 130V129H13ZM13 130H11V131H13ZM38 130H40V132L38 131H36V133H37V136L42 132V131H44V130H42V129H38ZM77 130V129H76ZM78 130H79V128H78ZM81 130V129H80ZM135 130V131H134ZM150 129H148V130H143V133H141L142 135L143 134H145V132H146V134L145 135H147V137H148V135H149V138H150V136H151V134H150V131H149ZM152 130V129H151ZM7 131V130H6ZM11 131H7L8 133H9V135H8V137L7 138H10V137H12L13 136V132H11ZM20 131V130H19ZM19 131H18V134H19ZM34 131V132H35ZM96 131H98V130H96ZM102 131V132H103ZM140 130H138V132H139ZM157 131H159V130H157ZM15 132V134H17L16 132L17 131H14ZM32 132V131H31ZM31 132L29 131V133L31 134ZM45 132H43V133H45ZM51 132V131H50ZM70 132V133H71ZM77 132H79V131H77ZM76 132V133H77ZM101 132V131H100ZM108 132V133H107ZM141 132V131H140ZM140 132L139 133H137V136H138V139H139V141L141 140H144L143 138L144 137H146V136H139L140 135ZM151 132H155L154 130H152ZM160 132V131H159ZM158 132V133H159ZM161 132H160V134H161ZM20 133V134H21ZM35 133V134H36ZM39 133V134H38ZM66 133H67V130H66ZM80 133H82V130L80 131ZM83 133H82V135H83ZM94 133V134H93ZM130 133V135H132ZM148 133V134H147ZM23 134V133H22ZM26 134V133H25ZM24 134V135H25ZM51 134V133H50ZM72 134V133H71ZM152 134H154V133H152ZM10 135H12V136H10ZM34 135V134H33ZM45 135V136H46ZM47 135V136H48ZM66 135V134H65ZM64 135V136H65ZM73 135V134H72ZM77 135H79V134H77ZM81 135V134H80ZM10 136V137H9ZM18 136V135H17ZM20 136V135H19ZM29 136V135H28ZM30 136H32V135H30ZM29 136V137H30ZM36 136V135H35ZM35 136H32V138L30 137V139H33ZM37 136H36V138H37ZM40 136V135H39ZM39 136H38V138H39ZM61 136V137H62ZM156 136V135H155ZM13 137H16V135L15 136H13ZM22 138H21V140L19 141H17V144H18V142H21L22 140H24L25 138H29V137H25V136H21ZM41 137V136H40ZM70 137V136H69ZM72 137V136H71ZM89 137H90V135H89ZM132 138L134 137V139L136 138V134L133 136H131ZM142 139H141V138ZM146 137V138H147ZM152 137V136H151ZM154 137V136H153ZM157 137V136H156ZM160 137V136H159ZM7 138H4V140L5 141H7V142H5L7 145V149L5 150V154L7 155L8 153H10L9 154V158H8V155L6 156L4 153H2L1 155H3L4 156V158L6 159V160H8V161H6L4 158H3V160L4 161H6V163H4V162H2V163H0V165H1V169H0V172H1V170H2V167H4L3 165H5V164H7V162H10L9 160H11V157L13 156L12 155V153H14L15 151L17 152V150L18 149H20V147H19V144H18V149H17V147H16V142H13L14 140V138H11L10 140H13L12 141V143H14V147L12 146V145H10V143H11V141L9 140V139H7ZM65 138V137H64ZM79 138V139H80ZM86 138H88V136H86ZM145 138V139H146ZM146 139V140H150V139ZM16 139H18V138H16ZM15 139V140H16ZM128 139H129V137H128ZM134 139H131L130 138V142H132V143H134L135 142V140ZM152 139V138H151ZM156 139V138H155ZM154 139V140H155ZM161 139V138H160ZM132 140V141H131ZM186 140H190L188 143H186L187 144V146H186V144H185V142H187ZM89 141L91 142V140L89 139ZM140 141V144L141 143H143V149H142V144H141V146H140V144H139V142H138V144H137V149H138V151H139V147H141V149H142V151H139L140 152V154H141V152H143L142 154H143V156L146 158V153L149 151L150 153H152V154H154V156H152V157H156V159L159 157V159L162 161V159H165L166 157H164V155H165V152H166V148H165V150H161L162 151V153L160 152V155L159 154H157L158 156H155L156 154H155V152H152L154 149L151 147V151H150V149H148V148H150L149 146L151 145H146V142H145V144H144V142L142 141L141 142ZM161 141V140H160ZM185 141V142H184ZM9 142V143H8ZM157 142V144H158V141H156ZM192 142V143H191ZM131 143V144H132ZM104 144V145H105ZM153 144H154V142H153ZM176 144H177V146H176ZM192 144V145H191ZM3 146L5 145V144H2ZM2 145H0V146H2ZM21 145H23L22 143H21ZM20 145V146H21ZM70 145V146H69ZM77 145H79L80 146V144H77ZM76 145V146H77ZM86 145H88L87 147H86ZM103 145V146H104ZM129 145V144H128ZM133 145V144H132ZM139 145V146H138ZM189 145V146H188ZM12 146V147H11ZM92 146V147H91ZM100 146V147H101ZM106 146V145H105ZM169 146H171V148H169ZM193 146V147H192ZM5 147V146H4ZM45 147V146H44ZM75 146H73V148H74ZM83 148V146L81 145L80 147H79V149L80 148ZM134 147V146H133ZM173 147V148H172ZM192 147V148H191ZM16 150H15V149ZM45 148H48V146L47 147H45ZM71 148V147H70ZM69 148V149H70ZM77 148H78V146H77ZM12 149H14V150H12ZM69 149H68V151H67V154H69L70 156H72V154H70L71 152H74V150L73 149H70V151H69ZM105 149H107V147H105ZM140 149V150H141ZM148 149V150H147ZM173 149V150H172ZM1 150L2 151H4L3 149H2V147H1ZM42 150H45V149H42ZM72 150V151H71ZM92 150H93V155H92ZM158 150V149H157ZM9 151V152H8ZM14 151V152H13ZM60 150H58V152H59ZM83 151V150H82ZM134 151V150H133ZM136 151V153H137V150H135ZM135 151L133 152L134 154H136L135 153ZM147 151V152H146ZM155 151V150H154ZM7 152V153H6ZM12 152V153H11ZM14 153V156H16L17 157V155L19 154V156L21 155V153H20V150H18V152L19 153ZM70 152V153H69ZM75 152H76V149H75ZM146 152V153H145ZM148 152V153H149ZM158 152H159V150H158ZM17 154V155H16ZM58 154V153H57ZM62 153H60L59 152V154H58V156L60 157V155H61ZM67 154L65 155V154H63V155H65V156H67ZM100 154H97V155H100ZM132 154V153H131ZM139 154V153H138ZM141 154V155H142ZM173 154V153H172ZM175 154H173V155H175ZM0 155V156H1ZM68 155V156H69ZM137 155V154H136ZM166 155H168V154H166ZM165 155V156H166ZM171 155V154H170ZM3 156H1L0 158V162L2 161V157ZM14 156L12 157V158H14ZM30 156H33V155H30ZM57 156V157H58ZM89 156H87L86 155V157H87V160L89 159L88 157ZM134 156L135 155H133V158L132 159H130L131 161H133V160H135L134 159ZM149 156H151V155H149ZM161 156V157H160ZM169 156V155H168ZM22 157V156H21ZM21 157H18L20 160H21ZM55 157H56V155H55ZM61 157H64V156H61ZM60 157V158H61ZM73 157H76V156H74V154H73ZM85 156L83 157V158H86ZM98 157H100L101 158V160H99L98 159ZM132 156H130V158H131ZM137 157H139L140 158V156H137ZM137 157H136V159H137ZM144 157L143 158H140L139 160H140V162L142 163H144V161H145V163H144V166H145V164L147 163V162H149L148 161V159L147 160H142V159H144ZM164 157V158H163ZM200 157V158H199ZM59 158V159H60ZM65 158V157H64ZM64 158H62V160H64L63 162H66V161H68V160H70V159H72V157H70V159H64ZM97 160H96V159ZM169 158H170V156H169ZM15 159V158H14ZM26 159V158H25ZM29 159H30V157H29ZM28 159V160H29ZM32 159V158H31ZM57 159V158H56ZM58 159V160H59ZM104 161H103V160ZM149 159H150V157H149ZM154 159V158H153ZM159 159H157V160H159ZM168 159V158H167ZM166 159V160H167ZM172 159V158H171ZM24 160V159H23ZM27 160V159H26ZM26 160H25V162H26ZM73 160V159H72ZM86 159H82V168H83V161H85ZM129 160V159H128ZM127 160V161H128ZM129 160V161H130ZM176 160V159H175ZM183 160V161H182ZM185 160V161H184ZM209 160H210V163L212 162V165L211 164H209ZM14 161H16V159L14 160ZM14 161H12L13 162V164H15V162ZM55 161H57V160H55ZM101 161V162H100ZM169 161H170V159H169ZM202 161V162H201ZM206 161V162H205ZM19 161H18V159H17V163H18ZM21 162H22V160H21ZM24 162V163H25ZM28 162V164L29 165H26V167H29V169H31L32 170V168H30L31 167V163H29V161H27ZM31 162V161H30ZM58 162V161H57ZM60 162H61V159H60ZM70 162H71V160H70ZM69 162V163H70ZM74 162L76 163V159L74 160ZM73 162V163H74ZM138 162V160L136 161V163ZM167 162H168V160H167ZM174 162V161H173ZM172 161H171V163H173ZM178 162H179V160H178ZM188 162V163H187ZM20 163V162H19ZM17 164V166L18 167H20V164ZM54 163H56V162H54ZM59 163V162H58ZM74 163V164H75ZM80 163V162H79ZM88 164L89 163H91L90 161H88L87 162ZM102 163V164H101ZM130 163V162H129ZM128 163V164H129ZM132 164H133V162H131ZM135 163V162H134ZM140 163V166H143V163L141 164ZM150 164H151V162H149ZM159 163V162H158ZM9 165L8 166H10L11 164L10 163H8ZM51 164L53 165V163L51 162ZM64 164V163H63ZM62 164V165H63ZM66 164V163H65ZM71 164V163H70ZM69 164V165H70ZM85 164V163H84ZM91 164V165H92ZM99 164V165H98ZM125 164V165H124ZM131 164V165H132ZM138 164H139V162H138ZM155 164V163H154ZM162 164V163H161ZM164 164V163H163ZM169 164V163H168ZM179 164V163H178ZM56 164H54L53 166H55ZM62 165H60L59 164V166H58V164L55 166V167H53V168H58V167H60V166H62ZM68 165V166H69ZM76 165H78L79 166V164H77L76 163ZM85 165H87V164H85ZM103 165H104V168H105V173L106 174H108L107 176H105L106 174L104 173V170H103ZM109 165V166H108ZM114 165V167L112 168L113 169V172L112 171H109V167H110V169H111V167ZM120 165V166H121ZM136 165V164H135ZM134 165V166H135ZM149 165V164H148ZM151 165H153V163L151 164ZM174 165V164H173ZM210 165V166H209ZM21 166H22V163H21ZM58 166V167H57ZM67 166V165H66ZM77 166V167H78ZM80 166H79V169L80 170H87V168L85 169V168H83V169H81L80 168ZM89 167H90V165H88ZM87 166V167H88ZM130 166V164L128 165V167ZM156 168H157V166H158V164H157V166L156 165H154ZM153 166V167H154ZM160 166H163V165H160ZM159 166V167H160ZM172 166V165H171ZM208 168H206V167ZM10 167H14L13 165H11ZM16 167V166H15ZM23 167V166H22ZM20 168V169H23V168ZM72 167L74 168V166H73V164H72ZM76 166H75V168H77ZM85 167V166H84ZM118 167V166H117ZM117 167H116V169H117ZM168 167V166H167ZM166 167V168H167ZM183 167V168H182ZM5 168V167H4ZM3 168V169H4ZM67 168V170H69L68 169V167H66ZM70 168H71V165H70ZM75 168L73 169V170H75ZM95 168V169H96ZM119 168V167H118ZM122 168V167H121ZM130 168H133L132 170L134 171L135 169H136V166L135 167H130ZM161 168V167H160ZM170 168V167H169ZM175 168V167H174ZM5 169H8V171L9 172H11V170H9L10 168L9 167H6ZM4 169V170H5ZM14 169V168H13ZM24 169H25V171L27 170V168H25L24 167ZM28 169V170H29ZM60 169H61V167H60ZM64 169V168H63ZM62 169V170H63ZM88 169H90L89 170V173H90V171H92L91 169V167L90 168H88ZM94 169V170H95ZM123 169V168H122ZM125 169V170H126ZM162 169V168H161ZM160 169V170H161ZM3 170V171H4ZM16 170V169H15ZM14 170V171H15ZM62 170L60 171V172H62ZM71 170V169H70ZM69 170V171H70ZM77 170V169H76ZM84 170L81 172L82 173V175H83V173H84ZM93 170V171H94ZM96 170V171H97ZM125 170H123V171H125ZM128 170V169H127ZM159 170V171H160ZM171 170V169H170ZM186 170V171H185ZM13 171V170H12ZM13 171V172H14ZM17 171H21V170H18L17 169ZM22 171H24V170H22ZM54 171H56V170H54ZM59 171V170H58ZM92 171V172H93ZM129 171H130V169H129ZM155 171V170H154ZM154 171H152L151 173H149V174H151L150 176H151V178L153 177V179L155 178V176H153L152 175V173L154 172ZM163 171V170H162ZM173 171V170H172ZM171 171V172H172ZM13 172H11V176L13 177V178H15V176L13 175L14 173ZM29 172V171H28ZM31 172V171H30ZM29 172V173H30ZM73 171L71 170V173H68L67 172V174H74L76 171H74V173H72ZM80 172V171H79ZM78 171H77V173H79ZM87 172H88V170L85 172L86 174H84V175H88L87 174ZM95 172V171H94ZM101 172V173H100ZM103 172V173H102ZM114 173L115 174V176L112 174V173ZM155 172H157L158 173V171H155ZM155 172H154V174H155ZM164 172V171H163ZM163 172H161V173H163ZM16 173V172H15ZM20 173H23V172H20ZM27 173V172H26ZM28 173V174H29ZM55 173V172H54ZM80 173V174H81ZM100 173V174H99ZM119 173V175H117ZM123 173H125V172H123ZM122 173V174H123ZM129 173V172H128ZM177 173H179V175L177 174ZM6 174H8V172H6ZM5 174V175H6ZM58 174V173H57ZM64 174V173H63ZM93 174V173H92ZM95 174H96V172H95ZM99 174V175H98ZM101 174H103V175H101ZM121 174V175H122ZM126 174H127V172H126ZM129 174H131V171H130V173ZM149 174L147 175V177L149 178L150 176H149ZM165 174H167V173H164V175ZM0 175H2V174H0ZM16 175V174H15ZM18 175V174H17ZM16 175V176H17ZM23 175H25L24 173H23ZM65 175H66V172H65ZM75 175H76V173H75ZM78 175V174H77ZM76 175V176H77ZM82 175H80V176H82ZM84 175H83V177H84ZM89 175H91V174H89ZM88 175V176H89ZM111 175H113V176H111ZM117 175V176H116ZM123 175H125V174H123ZM156 175V174H155ZM159 175V174H158ZM163 175V176H164ZM175 175V176H174ZM4 175H2V176H0V177H3ZM22 176V175H21ZM29 176V175H28ZM69 176V175H68ZM68 176L66 175V177H67V179H69L68 178ZM74 176V175H73ZM75 176V177H76ZM79 176V175H78ZM77 176V177H78ZM87 176V178H89V177H91V176H89L88 177ZM94 177H95V175H93ZM96 176V177H97ZM128 176L129 175H127V177H126V179L123 177V180H122V177H121V179L119 180H116L115 178H113L114 179V183H113V179L111 178L110 180L112 181L111 183L109 182L108 184L109 185H111V184H114V187L116 186V185H118V183H119V186L121 187V185H120V183L123 185V184H125V185H123V188H122V190H123V192H124V187H127L126 186V184L128 185L130 182H127V179H128ZM161 176H162V174H161ZM163 176H162V178H163ZM166 176V175H165ZM164 176V177H165ZM172 176V177H171ZM7 177V176H6ZM9 177V176H8ZM18 177H19V179H20V176L18 175ZM23 177V176H22ZM25 177V176H24ZM30 177V176H29ZM55 177V176H54ZM60 177H62L63 178V176H56L55 178H60ZM74 177V178H75ZM98 177V178H99ZM107 178V180L105 179L104 180V178ZM117 177V178H118ZM146 177V176H145ZM158 177V176H157ZM10 178V177H9ZM9 178H5L6 180L5 181H8V182H10L11 180H9ZM26 179H27V176L25 177ZM53 178V177H52ZM51 178V179H52ZM55 178L53 179L54 181L53 182H55ZM71 178H72V175H71ZM147 178V179H148ZM150 178V179H151ZM159 178H160V175H159ZM159 178H157V179H159ZM18 179V178H17ZM28 179H30V178H28ZM50 178H49V180H51ZM66 179V178H65ZM77 179V178H76ZM83 179V178H82ZM89 179H92V180H89V182H88V179L85 181L84 179H83V181H84V183L85 184H87L88 186H86L85 184L83 185V183H81V182H83V181H81V182H79V180H81L80 179V177L77 179L78 180V183L80 184V185H83L82 187H84V186H86L87 188L88 187H91L90 189L92 190V184H94L92 181H93V178L91 177V178H89ZM144 179V178H143ZM153 179H151L152 181H154ZM156 179V178H155ZM4 180V179H3ZM21 180H24V178L23 179H21ZM21 180L19 181V182H21ZM57 180V179H56ZM76 180V181H77ZM95 180H97V186L98 185H100V186H98L99 187V189H98V191L100 192V195H101V193H103V195L101 196V197H103L104 198V196L106 195H104V192L106 193L107 192V190H105V186H106V188L110 191V188H111V186L113 187V185H111V186H109L110 188H108L107 187V185H105V186H102V188H101V184L99 183V181H98V179H95ZM145 180V179H144ZM150 180V181H151ZM5 181H3V183L5 182ZM12 181H14V180H12ZM15 181L17 182V180L15 179ZM25 181V182H24ZM23 182L24 183H26L25 185H27V181L28 180H24ZM61 181H63L62 179L60 180V182ZM67 181V180H66ZM65 181V182H66ZM69 181V180H68ZM75 181V180H74ZM75 181V182H76ZM91 181V182H90ZM146 181V180H145ZM148 181V183L147 184H149L150 183V181H149V179L147 180ZM151 181V182H152ZM157 181H159V180H156V183H154L155 185L156 184H158V185H165V183L167 184L168 182H166V180L164 179L163 180V182H162V179H161V181H159V182H161L160 184H159V182H157ZM165 181V182H164ZM168 181V180H167ZM18 182V183H19ZM65 182H63L64 184L62 185V186H64L65 185ZM88 182V183H87ZM131 182H134L135 183V185L133 186V188L135 189V190H137V192L138 191H140V192H142V191H145V189L143 190V188L141 187L140 189H138L137 187H136V183H138V182H136V180H133V181H131ZM144 182V181H143ZM142 182V183H143ZM22 183V182H21ZM49 183H51V182H49ZM68 183H71L70 181L68 182ZM72 183L74 184V185H76L73 181H72ZM99 183V184H98ZM146 183V182H145ZM171 183L173 184V186L171 185ZM5 184V185H4ZM4 184H2V182H1V185H0V187L1 188H3V185L4 186H6L7 184L6 183H4ZM12 184H14V182H12ZM55 184H57V182L55 183ZM60 184H62V183H60ZM78 184V185H79ZM133 184V183H132ZM147 184H145V185H147ZM237 186H236V185ZM11 185V184H10ZM10 185L8 186H6L5 187V189L3 188V190L5 191L6 189V191H8V188L10 187ZM15 185L16 184H14V185H11L12 187H10V188H13L14 189V187H15ZM18 185V184H17ZM20 185V184H19ZM18 185V186H19ZM22 185H23V183H22ZM50 185H52V183L50 184ZM53 185H54V183H53ZM53 185L52 186H50V187H48V188H53ZM90 185H92V186H90ZM95 185V186H96ZM144 184H143V187L145 186ZM155 185H154V187H155ZM160 185V186H161ZM232 185V186H231ZM240 185V186H239ZM244 185V186H243ZM49 186V185H48ZM58 186H59V184H58ZM95 186H93V188L94 189H97V188H95ZM131 186V185H130ZM130 186L128 185V187H127V190L129 191V189L128 188H130ZM152 186V185H151ZM233 186H234V188H233ZM260 186V187H259ZM21 186H19V190H21V191H19L18 190V188L17 187H15V190H18L19 192L17 193L18 195H19V193L21 194V192H23V190H22V188H20ZM72 187H74L73 185L72 186H70L69 187V189H73V191H74V188H72ZM82 187H80V188H82ZM137 189H136V188ZM147 187V186H146ZM145 187V188H146ZM153 187V186H152ZM154 187H153V191L156 189H154ZM157 187H159V186H157ZM167 187V186H166ZM170 187H167L168 188V190L167 189H165V192H167V191H169V188ZM186 187V188H187ZM189 187V188H190ZM231 187V188H230ZM239 187V188H238ZM242 187V188H241ZM244 187V188H243ZM263 187V188H262ZM26 188V187H25ZM64 189L65 188H67L66 186L65 187H63ZM79 188V189H80ZM121 188L119 189V190H121ZM183 188V189H184ZM185 188V189H186ZM198 188V187H197ZM236 188H238L237 190H236ZM261 188V189H260ZM12 189V190H13ZM58 190V188H56L55 187V190ZM62 189V188H61ZM68 189V190H69ZM75 189H76V187H75ZM78 189V190H79ZM101 189H103V190H101ZM116 190H117V188H115ZM149 189H151L150 187H149ZM170 189V190H171ZM182 189V190H183ZM230 189V190H229ZM243 189V190H242ZM2 190V189H1ZM0 190V192H4V191H1ZM26 190V189H25ZM25 190H24V192H23V194L25 195V196H22V197H20L21 195H15L17 198L18 197H20V198H18V199H20L19 201H21L22 199V202L25 200L23 197H26L27 196V194H26V192H25ZM56 190V193L59 191H57ZM77 190V189H76ZM77 190V193L76 194H78V195H80L79 197H82L83 198V195L84 196H86V192L88 193V191H90V194H87V195H91V197L92 198H94L93 199V203L95 202V204H96V206H95V209H97V207H98V205L100 206L101 205V202H102V200H103V198L101 199L100 197V199H101V201L99 202L98 200H97V198H95V197H97V196H94V195H92L91 194V190H89V188H88V191L86 190L85 191V189L83 190V188H82V191H84V194H81V192L82 191H78ZM81 190V189H80ZM135 190H133L132 189V192H136ZM167 190V191H166ZM173 190V191H174ZM182 191L180 188L178 189V192L177 193H179L180 191ZM187 190V189H186ZM235 190V191H234ZM9 191H11V190H9ZM8 191V192H9ZM14 191V190H13ZM53 193H52V192ZM62 191V190H61ZM61 191H59V192H61ZM65 192H66V194L67 193H69V191H71L72 192V190H69V191H66V190H64ZM98 191H96V192H98ZM102 191V192H101ZM148 191L149 192H151L152 190H148V188H147V191H145V193L147 192L148 193ZM177 191V190H176ZM175 191V192H176ZM184 191V190H183ZM213 191V192H212ZM216 191V192H215ZM221 191V192H220ZM226 191H228V192H226ZM17 192V191H16ZM16 192H10V194L12 193V195L14 194V193H16ZM49 192H51V194H54L55 193V191H53V189L52 190H49ZM69 193L70 195L69 196H71V194H74L73 192L72 193ZM96 192H95V194H96ZM131 192V191H130ZM170 192V191H169ZM171 192H172V190H171ZM186 192V191H185ZM209 192V193H208ZM83 193V192H82ZM108 194H109V192H107ZM180 193H183V192H180ZM200 193V194H201ZM220 193V194H219ZM255 193V194H256ZM75 194V195H76ZM99 194V193H98ZM108 194H107V196H108ZM2 195V194H1ZM55 195V194H54ZM68 195V194H67ZM77 195V196H78ZM97 195V194H96ZM99 195V196H100ZM94 196V197H93ZM91 197H87L86 196V198L84 199V201H86V203H87V200L86 199H90L91 200ZM106 197V196H105ZM17 199V200H18ZM107 199V197L103 200L104 201V203H105V200ZM11 200H13V199H11ZM10 200V201H11ZM89 200V201H90ZM95 200V201H94ZM82 201V200H81ZM98 201V203H100V204H97L96 202ZM16 202V201H15ZM25 202V201H24ZM23 202V203H24ZM19 203V202H18ZM26 203V202H25ZM85 203V202H84ZM89 203H91V204H89ZM87 205L89 206V205H91V206H94V204L92 205V201H90ZM12 204V203H11ZM11 204L9 205V206H11ZM15 204V203H14ZM19 204H21V203H19ZM16 205H18V204H16ZM102 207H103V205H101ZM100 206V208L98 207V209H101L102 207ZM12 207H13V205H12ZM12 207H10L9 209H11ZM14 208H15V206L13 207V211H15L14 210ZM18 208L23 212V210H24V206H22V208H21V205H20V207L18 206ZM92 209H94L93 207H91ZM23 209V210H22ZM89 209H90V207H89ZM19 210V211H20ZM18 212V213H22V212ZM17 212V211H16ZM16 212H14V214H16ZM13 215V214H12ZM18 215V214H17ZM15 216H13V218H14ZM16 217H18V216H16ZM19 217H20V215H19ZM18 217V218H19ZM80 217H82V216H80ZM84 217V216H83ZM82 217V219H84ZM12 218V219H13ZM17 218V219H18ZM88 218V217H87ZM15 219V218H14ZM13 219V220H14ZM76 219V218H75ZM81 219V220H82ZM89 219V218H88ZM16 220V219H15ZM14 220V223L16 222V221H18V220H16L15 221ZM78 220V219H77ZM76 220V221H77ZM80 220V221H81ZM22 221L23 220H21L20 219V221H19V225L17 224V226H20V228H21V226H22V224L24 223V221H23V223H22ZM83 221V220H82ZM84 221H86V220H84ZM13 222V221H12ZM17 226H14V227H17ZM23 226H24V228L23 229H19V227L15 230V229H13V231L16 233L17 232V230L18 231H22L23 230V232H22V234L20 235V236H18V237H21V239H19L20 241H17L18 243L19 242H21V240H23L24 238L22 237V236H24L23 234L25 233V235L27 234L25 231H27V230H29L28 228H26L25 227V225L23 224ZM13 227V228H14ZM27 230H26V229ZM28 233H29V231H28ZM13 235H14V233H12ZM11 234V235H12ZM18 234H19V232H18ZM12 235V236H13ZM12 236H10L9 238L10 239H12V240H8L9 242H11V245H12V243L14 242L15 244L17 243L16 241H15V238H11ZM14 236H17V234L16 235H14ZM13 236V237H14ZM29 236H30V234H29ZM28 236V237H29ZM13 239H14V241H13ZM24 240H27V236H26V239H24ZM23 240V241H24ZM29 240V241H28ZM28 245L29 246H27V242H25L24 241V246H27V249H29L28 247H36L37 246V242H34V244L36 245V246H34V244H33V242H31L30 241V239L28 238ZM46 241H47V238L45 239ZM36 241V240H35ZM40 241H41V244L42 243H44L45 241H42V239H40ZM59 242H61V239H60V241ZM58 242V243H59ZM13 243V244H14ZM17 243V244H18ZM25 243H26V245H25ZM31 243H32V245H31ZM38 243L40 244V242H39V240H38ZM46 243V242H45ZM45 243L43 244V245H45ZM14 244V245H15ZM20 244V243H19ZM18 244V246L17 247H19L18 249H16V251H18V253L15 251V248H17L16 247V245L15 246H13L12 245V248L14 249V253L16 254V256H15V254L13 253V257L16 259L17 258V261L18 260H21V261H19V262H21L22 263V260L23 259H20V257H21V255H22V253H20V247H21V244H22V242H21V244L19 245ZM22 244V245H23ZM10 245V244H9ZM9 245H7V246H9ZM31 245V246H30ZM40 246V245H39ZM42 246V245H41ZM38 247V246H37ZM42 247H44V246H42ZM72 247H74V246H72ZM71 247V248H72ZM9 247H7L6 248V250L8 249ZM11 248V249H12ZM22 248V247H21ZM26 248V247H25ZM25 248L24 249H22V251L21 252H25V251H23V250H25ZM26 249V250H27ZM62 248L60 247L59 248V250H61ZM91 250V247H87V248H85V250ZM8 250H10V248L8 249ZM6 251V252H9V251ZM72 251L74 250V248L73 249H71ZM11 251V250H10ZM5 252V254H6V256H7V258H8V256H11V255H8V253H6ZM13 252V251H12ZM11 252V253H12ZM81 252V251H80ZM10 253V252H9ZM10 253V254H11ZM19 254V255H18ZM24 254V253H23ZM77 254H78V252H77ZM5 256V257H6ZM18 256H20L19 258H18ZM23 256V255H22ZM14 258H10V260H12L11 262H8V263H12V262H14V264H19V262H17V261H15L14 260ZM2 259H4V257L2 258ZM2 259H0V260H2ZM7 259H6V261H5V259L3 260V262H5L4 264H6L7 263ZM2 262V261H1ZM15 262H17V263H15ZM0 264H2V263H0ZM13 264V263H12Z\"/></svg>","mask_w":264,"mask_h":264}]
</instances>
